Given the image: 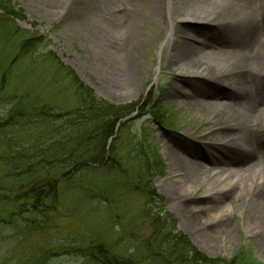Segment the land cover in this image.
Wrapping results in <instances>:
<instances>
[{
	"label": "rangeland",
	"instance_id": "rangeland-1",
	"mask_svg": "<svg viewBox=\"0 0 264 264\" xmlns=\"http://www.w3.org/2000/svg\"><path fill=\"white\" fill-rule=\"evenodd\" d=\"M5 1L14 6L18 16L11 17L0 11V64L13 58L19 39L23 35L27 37L25 32L35 38L36 46L33 58L15 65L14 82L7 87L0 86V98L11 93L26 94L29 99L46 103L55 110H70L76 103L70 80L73 74L98 98L131 114L117 140L119 189L107 191L110 177L101 170L86 179L90 185L84 201L77 195H70L66 187L59 195V212L63 218L49 212V220L44 221L46 225L50 222L49 227L41 231L26 228L27 235L22 240H19V230L24 227L19 223L14 226L16 220L12 210L0 204V222L8 224L11 219L14 222L8 227L0 225V264H97L88 257L95 254L100 245L109 256L126 257L134 264H169L167 260L154 257L158 251L154 244L157 239L151 220L145 214L149 207L146 206L147 198L133 187L134 177L141 169L140 163L134 161L135 155L130 156L134 150L140 151L141 158L150 165L153 189L159 198L156 210L159 207L171 217L175 224L173 235L186 237L198 252L211 260H229L237 256L241 264H264V233L252 234L246 229V224L255 222L247 217L250 208L244 198L248 185L217 187L211 192L206 186L191 191L172 189L179 187V178L172 175L168 150L175 146L181 150L211 147L217 126L208 116L199 117L193 112L186 97L192 89L206 91L210 82L194 81L190 73L171 68L175 55L172 56L173 47L168 43L169 25L160 29L161 38L153 36L155 28L152 25H142L138 29L140 41L137 53L133 54L137 69L129 83L131 89L126 87L119 91V52L105 47L101 41L96 9L91 2L74 0L68 8L49 10L32 0ZM209 25L193 22L177 27L209 36L214 33ZM112 39L119 43L117 34ZM203 52L207 53L208 49ZM202 98L210 104L217 101L211 94ZM230 100L229 97L224 99ZM205 150L219 159L214 151ZM181 155L185 160L191 159L184 153ZM220 160V163L205 167H218L222 171L229 167L225 160ZM252 161L249 158L245 165ZM97 178L102 179L100 186L106 189L102 195L108 196L109 204L91 197L93 192L89 191L95 190ZM174 184L177 186L172 187ZM183 190L185 195H181ZM234 193L239 194L241 207L224 214V220L233 227L232 234L230 237L217 234L216 241H205L198 229L219 226L224 221L204 224L197 216L206 210L217 212L224 205L234 203ZM10 254L12 262L8 259Z\"/></svg>",
	"mask_w": 264,
	"mask_h": 264
},
{
	"label": "bare ground",
	"instance_id": "bare-ground-1",
	"mask_svg": "<svg viewBox=\"0 0 264 264\" xmlns=\"http://www.w3.org/2000/svg\"><path fill=\"white\" fill-rule=\"evenodd\" d=\"M32 1L45 9L60 10L68 8L74 0ZM88 1L96 9L101 41L105 47L119 52V91L131 89L129 83L137 69L133 54L137 53L140 41L138 29L152 25L153 36L161 38L160 29L169 25L168 43L173 47L172 56L175 55L171 68L190 73L194 81L210 82L206 91L192 89L186 97L193 112L199 117L208 116L217 126L211 147L181 150L175 146L168 150L172 175L179 178V187L172 189L191 191L206 186L211 192L217 187L248 185L244 198L250 208L247 217L255 222L246 224V229L252 234L264 233V0ZM193 22L210 23L209 29L214 33L204 36L197 30L186 32L177 27ZM114 34L119 43L112 39ZM205 48L207 53L203 52ZM210 94L217 98L212 104L202 98ZM226 97L231 100L224 101ZM205 149L214 151L219 159L207 154ZM181 153L191 159L185 160ZM249 158L253 161L245 165ZM220 159L229 165L225 170L205 167L220 163ZM184 190L181 195H185ZM233 195L234 203L197 216L204 224L224 221L219 226L198 229L205 241H216L217 234L223 237L232 234L233 227L224 216L242 203L238 193Z\"/></svg>",
	"mask_w": 264,
	"mask_h": 264
},
{
	"label": "trees",
	"instance_id": "trees-1",
	"mask_svg": "<svg viewBox=\"0 0 264 264\" xmlns=\"http://www.w3.org/2000/svg\"><path fill=\"white\" fill-rule=\"evenodd\" d=\"M0 11L11 17L17 15L14 6L5 0H0ZM25 35L27 37L23 35L19 39L13 58L0 64V86L11 85L15 65L33 58L35 38L27 32ZM70 80L76 99L70 110H55L46 103L29 99L26 94L11 93L0 98V204L12 210L14 226L19 223L24 227L19 230V240L26 237V228L34 227L38 231L48 228L50 222L46 225L44 221L49 220V212L63 218L59 212V195L66 187L70 195L84 201L90 185L86 179L101 170L110 177L111 186L106 187L107 191L119 189L117 140L131 112L98 98L73 74ZM131 154L141 167L134 177L136 185L133 187L147 198L149 207L145 214L151 220L157 239L154 244L158 251L154 257L167 260L169 264H241L237 256L211 260L198 252L186 237L173 235L175 224L171 217L159 207L156 210L159 198L153 189L148 161L141 158L140 151L130 152L132 157ZM101 180L97 178L95 190L89 192H93L91 197L95 196L97 201L109 204L108 196L102 195ZM22 218L25 222H20ZM11 221L0 222V225L8 227L14 223ZM103 247L100 245L93 250L95 254L88 259L92 258L97 264H134L126 257L109 256ZM11 255L8 259L12 262Z\"/></svg>",
	"mask_w": 264,
	"mask_h": 264
}]
</instances>
